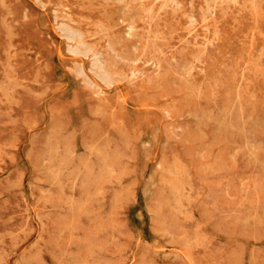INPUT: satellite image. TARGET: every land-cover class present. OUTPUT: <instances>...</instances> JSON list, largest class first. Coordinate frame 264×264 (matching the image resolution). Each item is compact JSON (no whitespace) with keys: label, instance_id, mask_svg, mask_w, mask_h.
I'll use <instances>...</instances> for the list:
<instances>
[{"label":"rangeland","instance_id":"1","mask_svg":"<svg viewBox=\"0 0 264 264\" xmlns=\"http://www.w3.org/2000/svg\"><path fill=\"white\" fill-rule=\"evenodd\" d=\"M0 264H264V0H0Z\"/></svg>","mask_w":264,"mask_h":264},{"label":"bare ground","instance_id":"2","mask_svg":"<svg viewBox=\"0 0 264 264\" xmlns=\"http://www.w3.org/2000/svg\"><path fill=\"white\" fill-rule=\"evenodd\" d=\"M63 27H64V26H63ZM68 28H69V27H68ZM66 30H67V29H66ZM62 31H63V30H62ZM70 31H71V30H70ZM70 31H69V32H70ZM65 32H66V31H65ZM67 32H68V31H67ZM71 32H73V31H71ZM72 34H73V33H72ZM64 35H65V33H64ZM67 36H71V35H66V37H67ZM71 37H72V36H71ZM68 38H69V37H68ZM67 40H68V39H67ZM70 40H71V39H70ZM74 40H75V39H74ZM74 40H73V41H74ZM73 41H72V42H73ZM76 48H78V47H76ZM78 49H79V48H78ZM81 50H82V49H81ZM79 52H80V51H79ZM75 53H76V52H75ZM76 54H77V53H76ZM108 86H109V85H108Z\"/></svg>","mask_w":264,"mask_h":264}]
</instances>
